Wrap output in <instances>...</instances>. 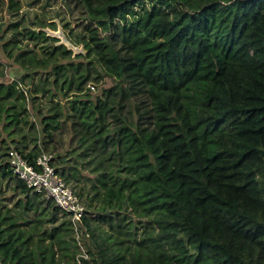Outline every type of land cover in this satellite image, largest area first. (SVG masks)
Here are the masks:
<instances>
[{"label": "trees", "instance_id": "trees-1", "mask_svg": "<svg viewBox=\"0 0 264 264\" xmlns=\"http://www.w3.org/2000/svg\"><path fill=\"white\" fill-rule=\"evenodd\" d=\"M58 1L82 52L44 15L0 45V263L264 264V0ZM40 148L86 208L81 245L9 168Z\"/></svg>", "mask_w": 264, "mask_h": 264}, {"label": "built area", "instance_id": "built-area-1", "mask_svg": "<svg viewBox=\"0 0 264 264\" xmlns=\"http://www.w3.org/2000/svg\"><path fill=\"white\" fill-rule=\"evenodd\" d=\"M7 154V162L13 175L31 192L53 201L62 212L67 214L80 244V227L83 225V217L86 216V208L53 166L52 154L40 148L39 154L33 161L23 157L15 149H10Z\"/></svg>", "mask_w": 264, "mask_h": 264}, {"label": "rangeland", "instance_id": "rangeland-1", "mask_svg": "<svg viewBox=\"0 0 264 264\" xmlns=\"http://www.w3.org/2000/svg\"><path fill=\"white\" fill-rule=\"evenodd\" d=\"M44 3L45 0H20V8L17 11L12 12L11 10L7 9V5H5L3 8H0V45L10 36V32L6 31V26L8 23L23 21V24L30 25L31 22H36L34 18L35 16L40 17L44 15L43 17L47 19L48 23H55V30H52L49 27H45L44 29L49 36L57 38L58 41L55 44L65 45L68 49L72 50L73 54L82 52L81 46H75L70 42L72 38L70 37L72 36L71 32H75V26L73 23L68 24L66 27L64 26V24L69 20V16L66 15L63 8L60 7L59 1L50 0L49 6H44ZM0 58L2 57L0 56ZM1 60L4 61L5 65L6 61L3 58ZM20 75H22V71L19 68L16 66L8 67L7 65V70L1 80L4 82L13 81ZM112 84L113 80L111 78L104 77L102 81L95 86L94 84L92 85L91 83H88L87 88L92 93H96L100 91L101 88L109 87ZM61 137L63 143L67 141L66 135L62 134Z\"/></svg>", "mask_w": 264, "mask_h": 264}, {"label": "water", "instance_id": "water-1", "mask_svg": "<svg viewBox=\"0 0 264 264\" xmlns=\"http://www.w3.org/2000/svg\"><path fill=\"white\" fill-rule=\"evenodd\" d=\"M1 264V263H0Z\"/></svg>", "mask_w": 264, "mask_h": 264}]
</instances>
